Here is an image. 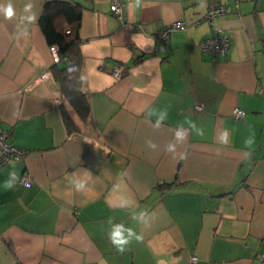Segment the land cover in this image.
<instances>
[{
  "label": "crops",
  "instance_id": "0c3cea01",
  "mask_svg": "<svg viewBox=\"0 0 264 264\" xmlns=\"http://www.w3.org/2000/svg\"><path fill=\"white\" fill-rule=\"evenodd\" d=\"M45 1L0 0L14 9L0 12V119L26 150L0 167V264H264V0H93L78 28L84 121L49 70ZM218 4L230 46L211 57L199 42ZM117 228L143 239L121 253Z\"/></svg>",
  "mask_w": 264,
  "mask_h": 264
},
{
  "label": "trees",
  "instance_id": "16d2710c",
  "mask_svg": "<svg viewBox=\"0 0 264 264\" xmlns=\"http://www.w3.org/2000/svg\"><path fill=\"white\" fill-rule=\"evenodd\" d=\"M93 0H46L38 18V24L48 45L55 44L59 60L52 62L49 70L58 83L73 110L86 120L90 105L82 88V53L78 28L81 15ZM64 120L69 125V117L64 111ZM173 181L158 182L157 189L163 190Z\"/></svg>",
  "mask_w": 264,
  "mask_h": 264
},
{
  "label": "built area",
  "instance_id": "2783aa9c",
  "mask_svg": "<svg viewBox=\"0 0 264 264\" xmlns=\"http://www.w3.org/2000/svg\"><path fill=\"white\" fill-rule=\"evenodd\" d=\"M233 4V6L237 9L239 0H230ZM110 9L116 13L120 12V8L116 2H113L110 6ZM229 11L228 7L223 4L218 5H210L204 14V19L207 20L210 23V26L213 28L214 34L208 37L203 38L199 42L200 49L203 53L215 57L218 55H223L226 53L230 46V40L229 36L221 30L216 24V20L220 15H223ZM185 23L183 21H175L170 24H168L166 27H164L157 35L156 38L158 40L166 39L168 34L171 31H175L178 29H184ZM162 48V45H161ZM49 50L52 57V62H56L59 60V56L57 53V46L55 44L49 45ZM123 73V67L120 63H117L113 65L111 68V74L114 77L115 80H119L122 77ZM49 71H46L42 74H40L34 81L38 82L40 80H44L48 78ZM204 107L203 103H196L194 105V108L198 111L202 110ZM245 114V111L240 107H234L232 109V116L235 119H239L243 117ZM26 153V150L21 149L15 145H13L8 140V132L6 129L2 127L1 119H0V167L19 161ZM19 182L25 186H28L30 184V177L28 174H24L19 178ZM196 257H192V261H195Z\"/></svg>",
  "mask_w": 264,
  "mask_h": 264
},
{
  "label": "clouds",
  "instance_id": "9594fccd",
  "mask_svg": "<svg viewBox=\"0 0 264 264\" xmlns=\"http://www.w3.org/2000/svg\"><path fill=\"white\" fill-rule=\"evenodd\" d=\"M27 7V6H26ZM0 12H3L6 18H11L14 15V9L11 3H9L6 7L0 6ZM31 19V17H29ZM14 175V174H13ZM74 186L77 191L85 190L86 181L83 180H75L73 181ZM135 235V239L140 241L143 239L142 236L135 234L131 229H129V236L126 238L122 235L121 229L117 228L113 230L110 234V240L112 244L115 245L117 250L121 253L124 252L125 247L130 243L132 236Z\"/></svg>",
  "mask_w": 264,
  "mask_h": 264
},
{
  "label": "rangeland",
  "instance_id": "374dc122",
  "mask_svg": "<svg viewBox=\"0 0 264 264\" xmlns=\"http://www.w3.org/2000/svg\"><path fill=\"white\" fill-rule=\"evenodd\" d=\"M192 260V259H191Z\"/></svg>",
  "mask_w": 264,
  "mask_h": 264
}]
</instances>
